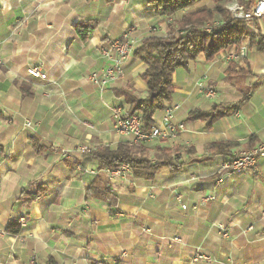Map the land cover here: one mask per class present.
Instances as JSON below:
<instances>
[{
	"label": "crops",
	"instance_id": "crops-1",
	"mask_svg": "<svg viewBox=\"0 0 264 264\" xmlns=\"http://www.w3.org/2000/svg\"><path fill=\"white\" fill-rule=\"evenodd\" d=\"M185 12L167 18L146 0H0V264H190L195 253L212 260L198 264H264V158L253 172L224 168L238 151L264 145V16L250 28L262 49L244 41L231 47L246 48L243 60H228L227 49L173 73L166 106H179L173 123L183 130L145 146L153 160L161 148L178 161L192 158L180 172L109 175L77 151L130 143L111 110L128 111L124 92L146 96L145 65L133 54L104 90L85 79L107 66L101 49L130 32L136 50ZM89 22L95 28L82 39L75 26ZM32 65L47 79L30 77ZM250 87L249 100L210 128L188 120L190 112L238 102ZM162 116L154 114V126ZM214 143L231 147L215 153ZM91 185L115 194L116 206L88 195ZM13 222L17 234L7 232Z\"/></svg>",
	"mask_w": 264,
	"mask_h": 264
},
{
	"label": "trees",
	"instance_id": "trees-1",
	"mask_svg": "<svg viewBox=\"0 0 264 264\" xmlns=\"http://www.w3.org/2000/svg\"><path fill=\"white\" fill-rule=\"evenodd\" d=\"M202 0H146V4L155 14H164L167 18L176 13L186 11L179 21L171 19L167 24V33L163 37L152 36L142 40L141 45L134 51L133 56L145 65L142 80L146 85V96L137 98L124 92L128 111L125 118L133 115L141 117L144 132H149L154 126L153 116L157 111H163L170 102L173 94L172 75L177 69H186L190 61L202 55L206 61L213 60L220 52L238 46L247 41L250 46L260 50L263 44L260 39L250 33L248 26H256V21L234 19L227 11V4L237 1L244 9L249 10L252 0H210L213 8L195 7ZM194 11H187L194 8ZM95 24H79L75 26L78 36H88L94 30ZM21 88V86H20ZM253 88L242 91L241 99L233 104L214 106L208 112L193 111L188 114V120L205 122L210 128L221 118L234 114L249 100ZM23 92H27L22 88ZM29 95V93H28ZM3 115L0 114V120ZM37 150L36 146H34ZM231 147L229 143H214L208 146L209 151L223 152ZM188 156L192 149L178 148ZM98 163L99 169L115 170L121 165H127L136 178L151 180L162 169L177 173L186 165L193 162L178 161L177 154L167 148L159 149L154 160L149 150L142 144L120 143L116 149L99 148L87 153ZM88 195L101 198L110 207L116 206L117 196L106 188L97 190L95 185L87 189ZM10 234L18 233V225L10 223L7 227Z\"/></svg>",
	"mask_w": 264,
	"mask_h": 264
},
{
	"label": "built area",
	"instance_id": "built-area-1",
	"mask_svg": "<svg viewBox=\"0 0 264 264\" xmlns=\"http://www.w3.org/2000/svg\"><path fill=\"white\" fill-rule=\"evenodd\" d=\"M227 11L234 19L245 20L248 22L259 20L264 16V0H252L249 10L243 8L237 1H232L226 6ZM251 28V25L248 26ZM134 42L130 38V32H125L119 39L113 40L105 48L101 49V56L107 61V66L101 72H91L86 76V80L97 86L100 90H104L106 86L119 78L123 71L122 67L126 60L134 53ZM247 50L245 47L231 48L228 50V60H243L246 58ZM27 74L32 78L46 80V75L42 71L40 65H32L27 69ZM214 88H206V97L214 96ZM178 109V105L165 106L163 116L159 126H153L149 132L143 131L142 120L138 115L125 118V113L121 108H113L111 110L112 118L115 121V130L117 133L128 136L131 144H142L156 139H171L183 130L182 125L173 123L174 113ZM25 127L30 128L29 121L25 122ZM77 151L80 154H87L89 149L79 147ZM264 158V145H259L248 150L238 151L233 158L224 164V168L230 174L253 172L258 159ZM129 170L127 165H121L115 170H106L109 175H119L121 172ZM212 197L206 200H212ZM180 201V198L177 197ZM184 209L185 207L182 206ZM20 224L24 223V219H20ZM211 258L201 253H195L190 257V264H198L199 262H211Z\"/></svg>",
	"mask_w": 264,
	"mask_h": 264
},
{
	"label": "rangeland",
	"instance_id": "rangeland-1",
	"mask_svg": "<svg viewBox=\"0 0 264 264\" xmlns=\"http://www.w3.org/2000/svg\"><path fill=\"white\" fill-rule=\"evenodd\" d=\"M178 108H179V106H178Z\"/></svg>",
	"mask_w": 264,
	"mask_h": 264
}]
</instances>
